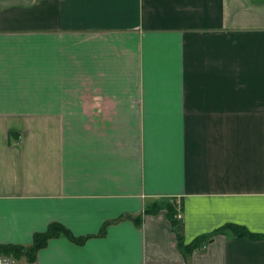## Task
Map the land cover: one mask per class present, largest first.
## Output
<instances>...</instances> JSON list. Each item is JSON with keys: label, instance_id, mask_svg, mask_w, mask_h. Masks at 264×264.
<instances>
[{"label": "crops", "instance_id": "obj_1", "mask_svg": "<svg viewBox=\"0 0 264 264\" xmlns=\"http://www.w3.org/2000/svg\"><path fill=\"white\" fill-rule=\"evenodd\" d=\"M264 0H0V264H264Z\"/></svg>", "mask_w": 264, "mask_h": 264}, {"label": "trees", "instance_id": "obj_2", "mask_svg": "<svg viewBox=\"0 0 264 264\" xmlns=\"http://www.w3.org/2000/svg\"><path fill=\"white\" fill-rule=\"evenodd\" d=\"M161 208L166 209L168 218L171 222L172 230L176 234L177 246L185 255L191 254L194 249L199 247L202 243L209 241L212 238L213 233L223 232L225 229L231 230L236 235L247 236L253 239L264 237L263 234L249 232L244 226L237 224H227L221 228H218L209 235H201L194 238L190 243H185L183 236L181 235V220L177 217L179 211L177 203L171 202L169 200L155 201L147 205L146 212L154 213ZM60 234L67 236L75 242H79L84 239L83 237H74L66 228L60 225L52 224L47 231L35 235L33 243L29 246H22L19 244L0 245V255H11L15 258H24L28 261H32L35 259L38 249H40L45 244L47 239Z\"/></svg>", "mask_w": 264, "mask_h": 264}, {"label": "built area", "instance_id": "obj_3", "mask_svg": "<svg viewBox=\"0 0 264 264\" xmlns=\"http://www.w3.org/2000/svg\"><path fill=\"white\" fill-rule=\"evenodd\" d=\"M178 218H180L179 215H177ZM0 262L8 263L10 262V258H0Z\"/></svg>", "mask_w": 264, "mask_h": 264}]
</instances>
